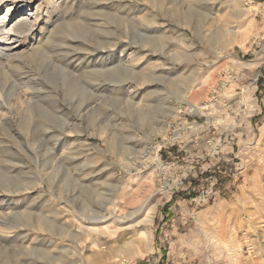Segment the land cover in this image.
Wrapping results in <instances>:
<instances>
[{
	"label": "rangeland",
	"instance_id": "374dc122",
	"mask_svg": "<svg viewBox=\"0 0 264 264\" xmlns=\"http://www.w3.org/2000/svg\"><path fill=\"white\" fill-rule=\"evenodd\" d=\"M80 1L57 19L89 27L88 41L78 39L86 50L70 54L67 69L81 89L47 82L41 70L37 88L48 90L34 100L30 127L0 128V222L15 226L0 235V264H264V0H175L169 14L145 0H112L106 12L130 22L127 37L97 16L104 0ZM240 5L250 8L247 21L234 11ZM104 21L108 34L98 27ZM232 31L236 42L224 47L220 40ZM136 33L156 40L155 48H143ZM112 40L115 47L100 50ZM119 42L127 45L124 60L143 59L122 67ZM117 66L155 81L143 87L127 75L118 84L117 74L101 73ZM188 87L189 100L204 104L201 113L180 105L179 91ZM58 117L79 122L78 132L62 131ZM152 121L171 123L168 136L177 138L144 163L142 151L162 140L157 123L149 130ZM98 128L104 140L117 137V147L108 150ZM148 198L151 226L143 223Z\"/></svg>",
	"mask_w": 264,
	"mask_h": 264
},
{
	"label": "bare ground",
	"instance_id": "6f19581e",
	"mask_svg": "<svg viewBox=\"0 0 264 264\" xmlns=\"http://www.w3.org/2000/svg\"><path fill=\"white\" fill-rule=\"evenodd\" d=\"M145 1H147L149 4H151L155 8V10L156 9L161 10V11H163V13H167V14L171 13V11L174 9V6L176 5L175 0H145ZM75 2H76V0H65V2L62 4V2L55 1V0H49V1L48 0H0V128H2V130L4 129V130L9 131L11 128L14 127V121L21 123V126L26 128V129H28L30 127L31 119H32L33 115L35 114V113L33 114L34 100L37 99V97L39 96L38 92H45L46 90H48V88H46V87L37 88V86L39 85L38 83H40V80H41L37 76L38 75L40 76V74L41 75L43 74L41 72V70H46V72L42 75V77L47 82H49L50 80H56V81L59 80L58 82L62 87H65L66 84H68L69 87L71 88V92H75L77 89H81V87H79V85L75 81H73L75 78L70 74V72H67V69H68V65L72 62V60H71L72 58L70 57V54L71 55H72V53L77 54V52L79 50H82V51L86 50V46L84 48V42L82 41L81 43H78V39L81 36V39L84 38L86 41H88L87 39L90 38L89 34H88L89 38H87V32H86V27H88V26L84 22L80 23V21H77L76 18L75 19L73 17L71 18V16L65 23H61V24H59V22H58L59 18L57 19V16L59 15L58 13L61 11V9L65 8L66 10L72 12L73 9L75 8V7L73 8V5ZM101 3L103 6L102 9H104L105 11L96 12L97 16H100V17L105 16L107 18L106 21H108L109 23H110V21H114L115 23H117L121 27V29H123V34L127 37V35H128L127 31L129 29L128 25L130 22L126 21L125 19L123 20V19L117 18V16L115 15L116 13L110 14L109 13L110 10L108 12H106V9H111L112 6L114 5L112 3V0H104ZM251 3H252V1H251ZM234 11L237 13V15L243 21H247L248 13L250 12V8H245V7H242L240 5V8H236V9H234ZM66 14H68V13H66ZM67 17H69V16L67 15ZM53 18H55V21H53ZM154 18H155V16H154ZM106 21H104L102 24L98 25V27L101 28V30L97 29V30L101 31L100 33L105 32L106 34H108L109 27H108V22H106ZM155 21H157V20L155 19ZM141 22L143 23V21H141ZM151 22L148 23V26L151 25ZM114 25H116V24H114ZM237 33H238V31H234V32L232 31L228 35L227 34L224 35L225 36V37H223L224 39L220 40V42L221 41L223 42L222 44L224 45V47L235 44ZM112 34L116 36L119 33H117V31H112ZM121 37H124V36H121ZM137 37L141 38L140 42H141V46L143 48H144V45L145 46L150 45L151 47L154 46V48H155V43L157 42L155 39L154 40L156 42L149 39V37L144 39L142 35H138L137 33L133 39H136ZM112 41L110 43H108L109 41H107L105 43L107 45L103 44L102 47L99 45L100 50L101 49L108 50L109 46L112 48L115 47L116 45L113 44L114 41L113 42ZM133 41H135V40H133ZM136 43H137V41L134 42V44H136ZM126 46L127 45L124 44L123 42L117 43V49H119V52H118L119 55H116V58H119L121 60V62L123 63L122 67H124V68H125L124 65L126 63L130 64L134 60H137L138 62H140L143 59V57L137 58V55H139V54L134 53L133 56H129V58L127 60H124V57H125L124 49L126 48ZM63 47L64 48L66 47V49L69 48L71 50L68 49L66 51V53L64 54V52L62 53V49H64ZM238 65H241V64H238ZM127 69H129V72H127L126 74L124 72H122L120 66L107 69L101 73H104V75L106 74V76L108 74L110 75L112 73L117 74L118 78L116 77V80L114 79L115 80L114 82L118 83V84L126 82V76L127 75H129V77L131 76L132 78H137L138 79L137 82H139L138 84L140 86H143V87L148 85V83H150V82L152 83L153 81H155L153 79L154 77L151 76V73L145 74L146 72L143 73V71H142L141 73L137 74L134 72L133 69H130V68H127ZM153 69H154V67H153ZM94 72L95 71H92L91 73L93 74ZM13 73H15L17 75V77H16V79L13 78V79H15V81L11 82L10 81V79H11L10 75H12ZM91 73L85 72L86 75H91ZM98 73L100 75V72H98ZM98 73H96V74H98ZM111 76H113V75H111ZM90 77L92 78V75ZM90 77H89V81L91 79ZM92 79H94V78H92ZM91 81H94V80H91ZM42 82H44V81H42ZM97 82H99V81H97ZM95 83H96V81H95ZM132 87H133V85H132ZM192 88L193 87H188L187 89L184 88L183 91H179V101L181 103L180 105L185 106L186 107L185 109L190 111V112L201 113L203 111V109L205 110L204 104H201V103L195 104L189 100V94H190V90ZM84 91H86L85 87H84ZM60 94L64 98V97L69 95V92L67 93L66 90L63 89ZM40 95H41V93H40ZM69 97H70V95H69ZM48 101H50V100H48ZM49 108H51V107H49ZM36 111H37V109H36ZM78 112L80 113L81 111H78ZM172 115H173V112H171V116ZM11 116L13 117V120L10 119ZM152 117L157 118V115L152 114V116H149V115L148 116L147 115L142 116L140 118L141 124H142V125L140 124V127L146 126L145 122L150 120ZM53 119H54V117H53ZM56 121H57V123L54 125H57V127L60 128L62 131L73 133V134L78 132L77 130L79 128V125H78L79 122L76 124L73 121L69 122L67 119H65V118L63 119V118H59V117L56 118ZM161 121L158 123L152 121L149 124V130H151V131H152L153 125L156 123L158 124L159 128L155 129V130L153 129L154 130L153 132H155L156 135L161 136L162 140L158 144H156V143L152 144L153 142L151 141L152 143L150 144V146L142 151L141 154H143V156L145 158L147 155L149 156V157L147 156L148 158L145 159L146 162H144V163H148V159L156 157L157 152H155V149L157 147H160V146L164 145L165 143H167L169 141H173L177 138V133H174L172 136H168V130H169L168 128H169L171 123H166V122L162 123ZM99 127H102V126H99ZM154 127H156V126H154ZM50 128H53V127H50ZM98 129H99L100 138L103 139L105 137L106 132H104L103 128H98ZM106 135H107V133H106ZM90 137H92V135L89 136L88 140L90 139ZM108 137H110V136H108ZM117 139L118 138L115 136H113V137L111 136L110 138H107L106 140L103 139L104 143L108 147V150H113L115 147H117V143H118ZM121 155L125 158V164L126 165H129V166L136 165V164L130 163L127 156H125L124 154H121ZM158 158L159 157H157L156 164H155L156 169L159 173L163 174V172L167 169V167L163 166V164L160 163ZM126 168H127V166H126ZM145 168H146V166H145ZM5 185H3V186L5 187ZM6 187H7V191H8L9 190L8 184ZM20 191H23V189H20V188L15 189L12 192H20ZM159 191H160V189L157 190L158 193H159ZM137 193L138 192H136L135 194H137ZM153 194H155V193H152L151 195H153ZM136 198H139V197H136ZM143 202H145V200ZM105 204H111L112 206H114L115 202L114 201L113 202L107 201ZM143 210H148L146 218L143 220V223L146 224V226H151L152 220H153V216H152L153 210L150 207L149 198L144 203ZM22 216L26 217V215H22ZM3 218H5V217H3ZM12 218H15L14 221L16 220V217H12ZM102 218L103 217L101 215H98L97 217H94V218L92 217L89 220L93 224V223H99ZM40 226H41V223L38 224V229ZM14 228H15V226H10V224L8 226V224H6L4 222H0L1 238L3 236L4 237L5 236H11L10 235L12 232L11 230H13ZM97 230H100V229H98L97 225H95V224L92 225L90 228L91 232H93V231L97 232ZM101 231L104 233L109 232L108 228H106L105 226L101 229ZM146 232H147V230L145 227L142 229V231L140 233L142 234V236H146Z\"/></svg>",
	"mask_w": 264,
	"mask_h": 264
},
{
	"label": "crops",
	"instance_id": "0c3cea01",
	"mask_svg": "<svg viewBox=\"0 0 264 264\" xmlns=\"http://www.w3.org/2000/svg\"><path fill=\"white\" fill-rule=\"evenodd\" d=\"M259 65H260V63H259ZM259 65H258V66H259Z\"/></svg>",
	"mask_w": 264,
	"mask_h": 264
}]
</instances>
